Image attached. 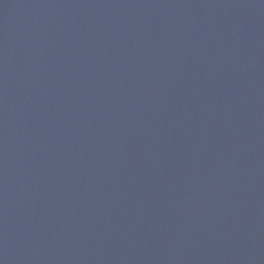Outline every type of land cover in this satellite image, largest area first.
I'll return each mask as SVG.
<instances>
[{
  "label": "water",
  "instance_id": "95a60500",
  "mask_svg": "<svg viewBox=\"0 0 264 264\" xmlns=\"http://www.w3.org/2000/svg\"><path fill=\"white\" fill-rule=\"evenodd\" d=\"M0 264H264V0H0Z\"/></svg>",
  "mask_w": 264,
  "mask_h": 264
}]
</instances>
